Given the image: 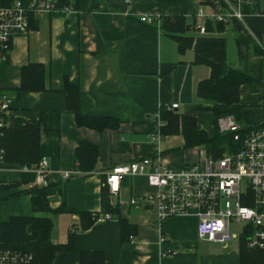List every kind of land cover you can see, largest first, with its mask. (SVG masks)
Returning a JSON list of instances; mask_svg holds the SVG:
<instances>
[{
    "label": "crops",
    "instance_id": "0c3cea01",
    "mask_svg": "<svg viewBox=\"0 0 264 264\" xmlns=\"http://www.w3.org/2000/svg\"><path fill=\"white\" fill-rule=\"evenodd\" d=\"M239 2L241 30L231 25L207 37L224 38L228 65L264 84V55L250 45L253 38L264 51V0ZM201 9L207 15L214 12L200 0H79L72 12L32 15L29 34L12 40L7 58L0 59V92L11 99L14 117L40 122V153L51 181L60 187L49 197L51 209L65 204L71 210L101 214L105 173L152 155L149 116L160 106L178 104L175 113L195 118L200 130L213 134L212 105L198 94L211 69L194 63L193 49L180 53L177 42L160 27L165 18L183 17L189 26L185 36L199 37ZM143 16L159 23H143ZM28 65L42 67L45 90L19 91L22 69ZM65 80L79 86L83 115L114 118L119 127L102 132L79 127L66 107ZM240 104L242 126L252 128L264 121L262 85H242ZM82 140L99 148L95 171L88 175L76 170L75 150ZM182 140V148L162 145L160 160L175 171L201 159L200 148L184 149ZM64 172L71 179L61 180ZM36 185L33 168L0 164V224L12 217L50 218L55 245L67 244L72 232L74 250L57 252L52 264H80L81 252H101L104 264H239V243L199 242L195 217L159 221L154 209L131 205L132 199L151 191L143 176L126 178L116 195L109 192L118 214H109L110 219L99 216L86 230L77 214L35 211L25 191ZM120 219L135 225L134 242L121 240ZM160 236L177 253L162 256Z\"/></svg>",
    "mask_w": 264,
    "mask_h": 264
},
{
    "label": "built area",
    "instance_id": "2783aa9c",
    "mask_svg": "<svg viewBox=\"0 0 264 264\" xmlns=\"http://www.w3.org/2000/svg\"><path fill=\"white\" fill-rule=\"evenodd\" d=\"M228 8L217 4L210 15L202 9L198 17L203 20L196 31L207 37L206 22H222L227 27L234 20L243 21L239 0L235 4L223 0ZM56 0H14L10 5H0V58L11 48L12 40L30 32V15L57 12ZM60 11L72 12V7ZM147 24L159 20L147 16L140 18ZM178 104L167 107L178 109ZM12 116L11 99L0 92V136L1 130L9 125ZM152 132L149 135L153 145L151 156L131 160L105 173L102 187L116 195L126 178L143 176L150 192L139 199H132L133 206L145 205L156 211L159 221L178 217L197 219V237L201 241L219 243L223 246L246 240L251 251L264 250V121L252 128L237 123L233 116L219 120V130L232 133L235 142L240 143L236 152H225L222 157L213 158L200 149V161L175 171L161 162L162 145L171 136L163 133L167 122L162 117V106L149 116ZM3 150L0 145V164ZM37 173V185L46 186L50 170L46 158L33 168ZM71 179L69 173H62L61 180ZM110 219L109 214L100 215ZM242 227L237 232V227ZM235 227V228H234ZM132 240L131 242H134ZM158 244L161 255L168 256L177 251L168 246L164 236ZM0 264H32V255L20 252L0 253Z\"/></svg>",
    "mask_w": 264,
    "mask_h": 264
},
{
    "label": "trees",
    "instance_id": "16d2710c",
    "mask_svg": "<svg viewBox=\"0 0 264 264\" xmlns=\"http://www.w3.org/2000/svg\"><path fill=\"white\" fill-rule=\"evenodd\" d=\"M14 0H0V5H10ZM27 1V0H23ZM235 4L238 0H228ZM201 5L217 9V4L228 8L223 0H200ZM57 10L72 7L77 10L79 0H56ZM32 23V14L29 16ZM161 29L173 38L178 44L180 53L193 49L194 63L205 65L211 69L210 77L198 86L201 99L209 102L214 119V131L208 135L200 130L196 120L189 116H180L174 110L162 106V117L167 122L163 133L169 136L180 135L184 139V149L200 148L208 156L222 157L227 151L236 152L240 143L235 142L232 133H223L219 130L218 122L225 117L233 116L240 124L242 106L240 104V88L245 84H264L257 82L244 71L228 65L226 59V41L215 37H189L185 34L189 26L183 17L165 18L160 23ZM235 30H241L240 23L232 22ZM228 27L222 22L207 21L208 33L224 32ZM250 45L257 54L264 55L263 49L257 41L250 38ZM7 58V55L4 56ZM1 59V58H0ZM21 91H43L44 72L39 65H28L21 72ZM66 107L74 117L79 127H85L102 132L107 129H117L119 121L109 117H88L80 109V89L78 85L65 80ZM0 145L3 150V161L16 163L24 168H34L42 160L40 153V122H26L21 119L9 117V125L1 130ZM99 148L97 145L82 140L75 150L76 170L88 175L95 171ZM4 186L1 187L3 189ZM58 183L49 180L46 186H34L25 191L31 196L35 211L57 216L62 213H74L80 217L82 228L88 229L100 215L118 214L116 208L110 205V194L106 187L102 188V210L100 213H88L71 210L65 204L58 209H51L49 197L59 192ZM121 240L131 242L136 239L135 225L121 220ZM53 221L47 217H12L0 224V253L20 252L32 255V264H52L57 252H70L74 250L73 234L70 232L67 244L55 245L51 241ZM80 264H104V255L101 252H81ZM239 264H264V250L251 251L246 248V240L239 242Z\"/></svg>",
    "mask_w": 264,
    "mask_h": 264
},
{
    "label": "rangeland",
    "instance_id": "374dc122",
    "mask_svg": "<svg viewBox=\"0 0 264 264\" xmlns=\"http://www.w3.org/2000/svg\"><path fill=\"white\" fill-rule=\"evenodd\" d=\"M165 142L168 144L176 145V146L179 145L178 147L182 148L181 144H182L183 140H182V136L178 135L177 137H171L170 139H168V141L166 140ZM235 229H237V232H240L242 227L240 226V227H237ZM199 242L203 243V241H201V240Z\"/></svg>",
    "mask_w": 264,
    "mask_h": 264
}]
</instances>
